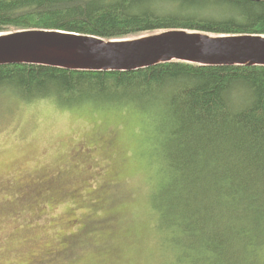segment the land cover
Segmentation results:
<instances>
[{"label":"trees","instance_id":"obj_1","mask_svg":"<svg viewBox=\"0 0 264 264\" xmlns=\"http://www.w3.org/2000/svg\"><path fill=\"white\" fill-rule=\"evenodd\" d=\"M33 28L106 40L179 28L264 35V0H0V33ZM7 90L26 103L135 115L162 179L152 207L174 264H264V65L0 64Z\"/></svg>","mask_w":264,"mask_h":264},{"label":"rangeland","instance_id":"obj_2","mask_svg":"<svg viewBox=\"0 0 264 264\" xmlns=\"http://www.w3.org/2000/svg\"><path fill=\"white\" fill-rule=\"evenodd\" d=\"M151 156L135 115L0 93V264H174Z\"/></svg>","mask_w":264,"mask_h":264},{"label":"water","instance_id":"obj_3","mask_svg":"<svg viewBox=\"0 0 264 264\" xmlns=\"http://www.w3.org/2000/svg\"><path fill=\"white\" fill-rule=\"evenodd\" d=\"M170 60L264 65V35L215 36L183 28L126 40L39 28L0 33V64L31 62L112 71Z\"/></svg>","mask_w":264,"mask_h":264}]
</instances>
